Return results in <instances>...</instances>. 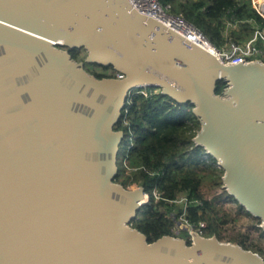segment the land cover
<instances>
[{
  "label": "water",
  "instance_id": "1",
  "mask_svg": "<svg viewBox=\"0 0 264 264\" xmlns=\"http://www.w3.org/2000/svg\"><path fill=\"white\" fill-rule=\"evenodd\" d=\"M148 86L193 105L195 145L264 230V62L224 64L128 0H0V264H264L216 236L149 242L131 226L148 195L114 181V126Z\"/></svg>",
  "mask_w": 264,
  "mask_h": 264
},
{
  "label": "trees",
  "instance_id": "2",
  "mask_svg": "<svg viewBox=\"0 0 264 264\" xmlns=\"http://www.w3.org/2000/svg\"><path fill=\"white\" fill-rule=\"evenodd\" d=\"M159 1L170 5L172 14L181 15L203 32L216 47H220L229 37L237 42L250 38L252 20L264 24V19L250 0ZM226 10L230 12L228 18H235L239 24L237 29L228 27L224 33ZM79 54L77 49L71 56L77 61H83L85 53L82 56ZM100 68L109 71L90 72L98 78L115 76L111 68ZM224 85L222 80L217 81L215 92L220 93ZM192 107L190 102H176L162 94L157 87L136 88L131 91L114 126L124 133L114 181L125 188H144L148 200L139 208L130 224L145 234L149 242L171 235L184 238L190 243V236L185 229L177 232L176 222L182 219L195 226L203 222L205 227L200 230L203 236H216L220 241L224 239L219 230L220 225L228 221V215L224 212L219 216L213 201L204 196L201 190L203 175L200 172L209 169L214 174L211 176L214 185H222L223 170L203 147L195 145L193 141L200 124L192 113ZM182 194L188 199L185 207L173 202ZM226 194L232 198L227 191ZM237 205L239 212L244 211L251 216L242 206ZM256 227L264 235V230L257 224ZM229 241L253 252H263L256 244L249 242L243 233Z\"/></svg>",
  "mask_w": 264,
  "mask_h": 264
},
{
  "label": "built area",
  "instance_id": "3",
  "mask_svg": "<svg viewBox=\"0 0 264 264\" xmlns=\"http://www.w3.org/2000/svg\"><path fill=\"white\" fill-rule=\"evenodd\" d=\"M128 1L135 9H137L141 13L153 17L181 36L185 37L201 48L211 52L216 56L218 60H220L224 64H237L241 61L242 63H246L254 60L264 62V60L262 59V57L264 56V24L262 23H257L255 20L250 21L252 23V35L250 38L242 42H237L229 37L221 45L222 47L219 48L214 46L203 32H201L197 27L185 20L181 15L172 14L170 12V5L162 4L159 0ZM250 1L258 14L264 19V0L263 2H260V0ZM229 14V10H226L224 15V33L227 31L228 27H233L236 29L238 28L239 21L235 18H228ZM117 77L120 78L122 77V75L117 74ZM187 201V196L182 194L177 196L173 202L185 207ZM178 222H180L181 224V221ZM183 223L188 226L189 236L193 232L201 233V228L205 227V224L203 222H200L198 226L190 225L186 221Z\"/></svg>",
  "mask_w": 264,
  "mask_h": 264
},
{
  "label": "rangeland",
  "instance_id": "4",
  "mask_svg": "<svg viewBox=\"0 0 264 264\" xmlns=\"http://www.w3.org/2000/svg\"><path fill=\"white\" fill-rule=\"evenodd\" d=\"M260 2H262V0H260ZM221 47L222 46H220L219 48ZM78 50L80 51L79 56H82V54L84 53L86 55V52L83 48H79ZM262 59L264 60V56L262 57ZM84 68L87 71L95 70L99 72H108L107 70L101 69L100 66L91 63H85ZM200 172L203 175L201 190L204 193V196L207 199L213 201L215 210L217 211L219 216H222L224 212L228 215V221L220 225L219 232L220 235L224 238L221 241L234 243L232 241H229V239L232 237H236L240 233L246 234L249 242H251L252 244H256L263 250V252H258V254L264 259V235H262L260 230H258V228L256 227V224L260 226V222L258 221V219L246 215L244 211H238L237 203L234 201V199L230 198L226 194V191L223 188V184L214 185L213 179L211 178V176H214V174H212L209 169L200 170ZM178 221H181V224ZM178 221L176 222L177 232L180 229H185L188 235V226L183 223V220Z\"/></svg>",
  "mask_w": 264,
  "mask_h": 264
},
{
  "label": "flooded vegetation",
  "instance_id": "5",
  "mask_svg": "<svg viewBox=\"0 0 264 264\" xmlns=\"http://www.w3.org/2000/svg\"><path fill=\"white\" fill-rule=\"evenodd\" d=\"M77 51V49H71V50H69V53L70 54H73L74 52H76ZM79 51V50H78ZM107 71H109L108 69H106ZM89 73H91V74H94V75H96L95 73H93V72H90V71H88Z\"/></svg>",
  "mask_w": 264,
  "mask_h": 264
},
{
  "label": "bare ground",
  "instance_id": "6",
  "mask_svg": "<svg viewBox=\"0 0 264 264\" xmlns=\"http://www.w3.org/2000/svg\"><path fill=\"white\" fill-rule=\"evenodd\" d=\"M262 2H263V0H262Z\"/></svg>",
  "mask_w": 264,
  "mask_h": 264
}]
</instances>
